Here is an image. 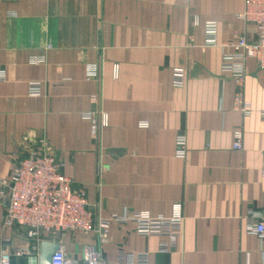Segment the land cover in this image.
<instances>
[{
    "label": "crops",
    "instance_id": "1",
    "mask_svg": "<svg viewBox=\"0 0 264 264\" xmlns=\"http://www.w3.org/2000/svg\"><path fill=\"white\" fill-rule=\"evenodd\" d=\"M244 9L245 0H0V179L35 145L61 160L102 218L171 217L182 207L183 233L169 252L160 251L166 237L139 235L129 221L111 223L105 242L96 233L56 236L70 258L82 261L90 246L114 264H135L119 259L137 253L146 264H264L263 244L247 230L252 211L264 215V69L246 62L244 113L222 68L239 37H257ZM31 82L41 83L40 95H30ZM5 200L0 247L16 246L26 233L3 226Z\"/></svg>",
    "mask_w": 264,
    "mask_h": 264
},
{
    "label": "built area",
    "instance_id": "2",
    "mask_svg": "<svg viewBox=\"0 0 264 264\" xmlns=\"http://www.w3.org/2000/svg\"><path fill=\"white\" fill-rule=\"evenodd\" d=\"M240 17L254 26L257 37L250 42L245 37H239L232 45L234 52L226 53L223 57V71L234 78L237 91L235 106L244 113L250 112V106L242 96L246 62L255 59L258 66L264 69V0H245V9ZM206 44L217 45V24L213 21L206 23ZM89 77H96L95 67H89ZM0 71V77H3ZM185 73L177 69L174 82L177 86L184 83ZM41 92L40 82L29 84V93L38 96ZM83 118L92 125V135L99 137V123L94 112L83 114ZM103 124V123H102ZM106 124V123H104ZM103 124V125H104ZM242 132H235V149H241ZM177 153L186 154V139L179 135L177 138ZM264 176V163H263ZM6 200V213L3 219L4 227H19L25 230L24 242L12 246L8 239L0 247V264H13L15 258H25L26 264H41V245L43 242H53L60 234L85 232L96 233L101 242L107 239L110 224L133 222L136 231L143 236L166 237L167 241L160 245L161 252H169L176 239L183 233L184 216L181 205H176L171 217H152L148 212L127 213L123 216L112 214L102 218L89 207L83 189L76 188L72 180L64 173V164L56 156L40 151L33 145L27 154L15 164L9 179H0V198ZM247 230L257 235L264 250V215L252 211L248 218ZM51 257V264H114L102 260L100 250L90 246L84 248L82 261L68 256L63 243ZM119 261L135 264H146L147 254L121 255Z\"/></svg>",
    "mask_w": 264,
    "mask_h": 264
},
{
    "label": "water",
    "instance_id": "3",
    "mask_svg": "<svg viewBox=\"0 0 264 264\" xmlns=\"http://www.w3.org/2000/svg\"><path fill=\"white\" fill-rule=\"evenodd\" d=\"M58 248L59 243L49 241L43 242L41 245V264H51V257Z\"/></svg>",
    "mask_w": 264,
    "mask_h": 264
}]
</instances>
